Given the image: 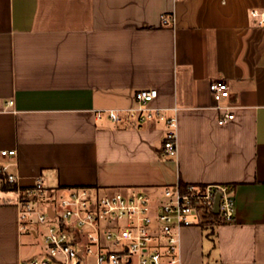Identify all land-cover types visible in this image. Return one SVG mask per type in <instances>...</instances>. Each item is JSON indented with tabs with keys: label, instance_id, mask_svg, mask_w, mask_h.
Instances as JSON below:
<instances>
[{
	"label": "crops",
	"instance_id": "crops-1",
	"mask_svg": "<svg viewBox=\"0 0 264 264\" xmlns=\"http://www.w3.org/2000/svg\"><path fill=\"white\" fill-rule=\"evenodd\" d=\"M261 0H0V167L25 188L90 186L103 192L180 183L234 187L230 223L180 232L181 264H264V26ZM173 13V25L161 22ZM227 81L220 111L208 90ZM177 119V155L164 125L114 124L138 89ZM12 101V104H8ZM1 184V181H0ZM16 194L0 189V264L42 251L20 232ZM215 205V204H214ZM215 213V211H214ZM40 243V242H39Z\"/></svg>",
	"mask_w": 264,
	"mask_h": 264
},
{
	"label": "built area",
	"instance_id": "built-area-1",
	"mask_svg": "<svg viewBox=\"0 0 264 264\" xmlns=\"http://www.w3.org/2000/svg\"><path fill=\"white\" fill-rule=\"evenodd\" d=\"M261 2V8L249 11L259 27L264 26V0ZM161 22L173 25L174 14H163ZM208 90L221 112L217 123L232 121L233 111L221 104L230 95L227 81L213 80ZM157 96L156 89H138L131 106L96 111V118L132 126L162 122L163 152L175 158L176 109L168 115L163 108L152 106ZM15 155V149L0 150V157ZM5 169L0 167V172L15 185L20 232L32 233L41 240V253L24 264H181L178 253L182 229L234 219V187L227 183L176 182L153 192L135 187L101 192L90 186L52 191L39 177L33 185L20 188L17 177ZM216 197L218 212L214 213Z\"/></svg>",
	"mask_w": 264,
	"mask_h": 264
},
{
	"label": "trees",
	"instance_id": "trees-1",
	"mask_svg": "<svg viewBox=\"0 0 264 264\" xmlns=\"http://www.w3.org/2000/svg\"><path fill=\"white\" fill-rule=\"evenodd\" d=\"M0 181H1L0 189L2 191H13L15 189V185L9 184L6 181L5 173L0 172ZM203 228H204L205 231H208L209 233L212 232V226L210 224H208V223L204 224Z\"/></svg>",
	"mask_w": 264,
	"mask_h": 264
},
{
	"label": "water",
	"instance_id": "water-1",
	"mask_svg": "<svg viewBox=\"0 0 264 264\" xmlns=\"http://www.w3.org/2000/svg\"><path fill=\"white\" fill-rule=\"evenodd\" d=\"M218 199H219V197H216L215 205H214V211H215V213L218 212Z\"/></svg>",
	"mask_w": 264,
	"mask_h": 264
},
{
	"label": "rangeland",
	"instance_id": "rangeland-1",
	"mask_svg": "<svg viewBox=\"0 0 264 264\" xmlns=\"http://www.w3.org/2000/svg\"><path fill=\"white\" fill-rule=\"evenodd\" d=\"M51 203L53 204V202H51ZM33 242L38 243V244H41V240H40V238L34 240ZM39 242H40V243H39Z\"/></svg>",
	"mask_w": 264,
	"mask_h": 264
}]
</instances>
